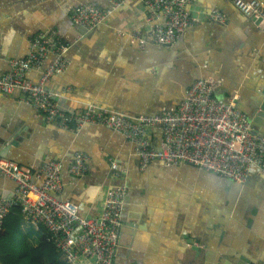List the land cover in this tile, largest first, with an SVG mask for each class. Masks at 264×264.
<instances>
[{"label":"crops","instance_id":"obj_1","mask_svg":"<svg viewBox=\"0 0 264 264\" xmlns=\"http://www.w3.org/2000/svg\"><path fill=\"white\" fill-rule=\"evenodd\" d=\"M88 4L109 7L107 0H0V74L9 71L12 60L25 58L31 38L41 35L71 46L66 70L48 82L66 113L95 106L108 113L156 115L177 108L200 79L217 82L215 98L234 100L246 117L258 109L264 32L231 0H196L190 15L200 20L197 26L187 28L171 46L144 48L129 35L135 29L146 32V8L125 2L104 23L81 34L71 14ZM211 11L225 22L204 20ZM48 61L26 77L36 83ZM149 137L159 144L161 129H150ZM74 153L88 158L80 178L68 172ZM0 159L33 170L59 162L57 197L74 203L83 217L98 216L106 191L123 188V225L113 264H217L233 249L253 250L264 240V178L258 172L240 185L183 164L166 167L155 161L142 169L133 144L119 133L91 125L61 129L23 103L18 92L0 93ZM14 190L15 184L0 173V201ZM3 231L4 264H50L44 231L14 216ZM59 260L64 261L61 255Z\"/></svg>","mask_w":264,"mask_h":264},{"label":"built area","instance_id":"obj_2","mask_svg":"<svg viewBox=\"0 0 264 264\" xmlns=\"http://www.w3.org/2000/svg\"><path fill=\"white\" fill-rule=\"evenodd\" d=\"M107 1V9L95 4L76 7L71 14L73 23L91 30L104 23L125 2H137L150 13L146 32L135 29L129 35L140 48L171 46L187 28L200 23L190 15V7L196 0ZM231 2L242 16L255 22L260 20L257 28L263 30L264 0ZM160 18L162 23L158 22ZM203 19L225 22V17L217 11L209 12ZM29 48L25 58L12 60L9 71L0 74V93H20L21 101L41 113L48 123L64 130L73 124L75 129L103 126L119 133L133 144L142 169L157 161L166 167L189 165L240 185L247 183L252 171L264 178V137L251 133L247 117L237 109L234 100L221 102L215 98L218 83L214 80L195 81L177 108L164 109L152 116L108 113L95 106H88L79 113H66L55 101L48 82L53 75L66 70L69 62L65 54L71 46L37 35L31 38ZM48 57L45 71L33 83L26 74L41 66ZM155 127L162 132L159 144L152 143L149 137L150 129ZM87 163L85 154L74 153L68 172L80 178L86 172ZM112 167L117 165L114 163ZM62 171L57 161L45 162L38 170H33L0 159V173L15 184L13 195L0 201V233L10 211L18 209L25 220L47 234L66 264H113L123 225L125 190L108 189L101 213L83 217L74 203L57 197L62 187ZM33 179L42 182L36 184Z\"/></svg>","mask_w":264,"mask_h":264},{"label":"water","instance_id":"obj_3","mask_svg":"<svg viewBox=\"0 0 264 264\" xmlns=\"http://www.w3.org/2000/svg\"><path fill=\"white\" fill-rule=\"evenodd\" d=\"M252 22L257 27L260 20L256 22L252 20ZM77 27L81 34L87 33L86 29ZM261 95L262 98L258 109L252 115L247 116L252 130L251 133L257 137H264V88L261 91ZM217 264H264V240H259L258 246L253 250L238 251L233 249L228 255L222 257Z\"/></svg>","mask_w":264,"mask_h":264},{"label":"trees","instance_id":"obj_4","mask_svg":"<svg viewBox=\"0 0 264 264\" xmlns=\"http://www.w3.org/2000/svg\"><path fill=\"white\" fill-rule=\"evenodd\" d=\"M10 216H14V217H18V218L22 217L21 214H20V211L18 209H12L10 211V213L8 214V216L5 218L4 225L6 224V220ZM3 233H4V231L0 233V240H2V238H3V235H2ZM43 237L46 238V240L48 239V236H47L46 233H44ZM46 245L49 246V248L46 246V251H47V255L49 257L48 259H50V261H51L50 264H66L64 261H60L59 260L60 259V254H59V252L57 250H55L54 246L52 245V243L50 241L47 240ZM48 252L51 254V258L49 256ZM40 261H42V258H39L37 260V263H40ZM0 262L2 264L7 263L6 259L4 258V252L1 251V250H0Z\"/></svg>","mask_w":264,"mask_h":264}]
</instances>
